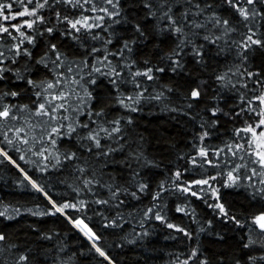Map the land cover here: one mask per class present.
I'll return each mask as SVG.
<instances>
[{
	"label": "trees",
	"instance_id": "obj_1",
	"mask_svg": "<svg viewBox=\"0 0 264 264\" xmlns=\"http://www.w3.org/2000/svg\"><path fill=\"white\" fill-rule=\"evenodd\" d=\"M38 2L0 0V264H264V0Z\"/></svg>",
	"mask_w": 264,
	"mask_h": 264
},
{
	"label": "snow or ice",
	"instance_id": "obj_2",
	"mask_svg": "<svg viewBox=\"0 0 264 264\" xmlns=\"http://www.w3.org/2000/svg\"><path fill=\"white\" fill-rule=\"evenodd\" d=\"M22 2V0H21ZM32 0H28V3H31ZM108 3H112L113 0H107ZM246 3L248 4H253L256 2V0H245ZM47 3V0H43V3H39L37 4V7L38 8H43L44 7V4ZM67 3L71 4L72 3V0H67ZM228 3L229 4H232L233 6H235V0H228ZM11 3L9 4H3V3H0V17H2L3 19L5 20H8L10 17L9 15H4L5 12H9L10 13V10H11ZM113 7H115V4L113 5ZM100 11H103L105 12L106 14L108 13V10L106 8H101ZM240 11V15L243 16L245 19H248V15H247V9H239ZM17 15H29V16H36V10H31L29 11L27 8H25V10L21 13H18ZM12 18H15V16H12ZM39 19V17H38ZM97 19H103V17H97ZM87 20L88 18H84L83 20H76V21H68V23L71 25V27L73 29H76L77 31L79 29H77V25H81L82 27L83 26H86L87 25ZM169 20L171 21V17H169ZM35 23V21H27L25 22L27 28L31 29L33 27V24ZM173 23H175L173 21ZM225 24H227V21H224ZM25 25H18L16 26V31L20 33V36L23 37L25 40H27L29 43H32V38L30 36H27L24 32H20V28L21 27H24ZM91 27V26H89ZM48 32H52V29L49 28L47 30ZM175 31L179 32L180 31V28H176ZM0 33H9V29L7 27H3V26H0ZM9 35H11V33H9ZM249 40L252 41L253 44H259L261 43V41L259 40H252V37L249 36L248 37ZM55 47V46H53ZM16 51L19 53L20 49H19V46H17L16 48ZM24 54L26 55H30V53L27 51V49L24 50ZM0 55H3L2 53H0ZM0 63H2V61H0ZM159 71H163V69H158ZM3 71H5V69L3 68H0V73H2ZM152 69L149 68L147 71H145L144 73H136L137 75H144L146 76L149 80H151L153 77L150 75ZM117 75H119V73H117ZM3 77L0 76V79H2ZM29 83H31V81H29ZM49 88L53 87L52 84H49L48 85ZM12 96H16L17 93L15 92H12L11 93ZM200 96V92L199 90H196L194 89L192 92H191V97L193 99H198ZM260 102V104H264V95H261L260 97L257 98ZM63 105H57V106H53V107H50L48 108L47 110L45 109V105L44 104H40L39 105V112L37 113V115H50L51 112L53 111V108L54 107H62ZM135 110V109H133ZM213 115H215V112H213ZM261 115V119L256 123L255 126H252V125H249L248 127L244 128V129H241L240 131H243V132H246V133H249L250 134V138L249 140L246 142L248 143V147L251 149L250 152H248L249 155H255L256 156V159L253 161V163H257L259 164L260 167L264 168V112L260 113ZM10 116V112H9V109L8 108H3V109H0V119H8ZM85 127H87V125H84ZM257 129H259V131H257ZM74 130V129H73ZM114 131H119V129H114ZM89 139H93L95 140L97 146H99V140H97L95 138V136L93 135H89L88 137ZM9 143H11V141H9ZM238 147H243V145H240ZM201 155L202 156H205L206 153L205 152H201ZM255 171V170H254ZM177 175H179V173H177ZM228 178L229 180H233L234 181V177L232 176V173L230 172L229 175H228ZM27 179V177H26ZM197 184H208V180H200V181H196ZM33 187L34 188H37V185L33 183ZM37 190L39 191L40 189L37 188ZM184 191H188L187 188L184 189ZM192 195H196L195 192L192 193ZM97 203H106V201L102 202V201H97ZM53 207L55 208V210L57 212H62L64 208H68L70 207V205L68 204H64L60 207H57L55 204H53ZM72 207H75V205H72ZM215 207L219 208L221 212H224V208L222 205H219L217 204ZM151 211V210H149ZM2 214V213H0ZM157 219H161L160 216H157L156 217ZM77 224L81 223V221L77 220L75 221ZM253 223L256 224L261 231H264V213H261L259 216L255 217L253 219ZM84 227H87L86 225ZM168 227H173V225L169 224ZM90 231V230H89ZM4 237L3 236H0V240H3ZM95 246V245H94ZM97 252L100 253L101 256H104V253L99 249L97 248L96 249ZM193 256L196 255L195 251L192 253ZM107 258V257H106ZM21 260H26L27 257H24V256H21L20 257Z\"/></svg>",
	"mask_w": 264,
	"mask_h": 264
},
{
	"label": "water",
	"instance_id": "obj_3",
	"mask_svg": "<svg viewBox=\"0 0 264 264\" xmlns=\"http://www.w3.org/2000/svg\"><path fill=\"white\" fill-rule=\"evenodd\" d=\"M81 221V220H80ZM86 224L81 221V223L77 224V226L79 227V229L92 241H94L96 238L94 236V234L92 233V231L88 228V227H84ZM87 226V225H86ZM90 230V231H89Z\"/></svg>",
	"mask_w": 264,
	"mask_h": 264
},
{
	"label": "rangeland",
	"instance_id": "obj_4",
	"mask_svg": "<svg viewBox=\"0 0 264 264\" xmlns=\"http://www.w3.org/2000/svg\"><path fill=\"white\" fill-rule=\"evenodd\" d=\"M257 131H259V129H257ZM73 226L77 229V230H79L83 235H84V237L87 239V240H89L90 241V239L79 229V227L77 226V223L75 222V223H73Z\"/></svg>",
	"mask_w": 264,
	"mask_h": 264
}]
</instances>
